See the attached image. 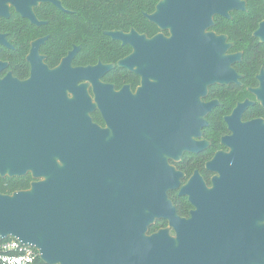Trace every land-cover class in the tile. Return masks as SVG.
Here are the masks:
<instances>
[{
  "label": "water",
  "instance_id": "obj_1",
  "mask_svg": "<svg viewBox=\"0 0 264 264\" xmlns=\"http://www.w3.org/2000/svg\"><path fill=\"white\" fill-rule=\"evenodd\" d=\"M41 1L48 0H0V16L9 15L8 3ZM234 10L246 11L247 2L161 0L146 16L170 29L171 37L148 38L134 29L107 31L135 47L132 55L118 62L128 69L136 66L143 77L134 104L127 97V86L116 92L112 84L101 81L115 67L113 63L73 68L67 63L71 52L61 66L51 69L42 59L29 57L32 75L20 80L12 72L2 76L7 62L0 60V176L31 173L34 178L26 189L0 192V238H18L36 247L45 264H138V260L143 264H264V257L230 254L225 246L226 190H191V199L208 216L192 236L174 237L168 229L146 236L156 218L174 210L165 190L175 185L168 176L174 169L163 149L176 143L182 149L196 144L193 137L201 136L208 124L206 115L217 103L202 101L209 85L238 80L232 64L241 54L228 53L232 43L227 35L207 32L216 15L230 18ZM29 17L33 23H44L31 12ZM254 36L264 43V20ZM0 43L8 44L1 31ZM164 67L182 70L187 85L183 96L169 98L161 86H149L148 71L155 76ZM258 77L260 86L253 91L264 106V70ZM191 78L193 88L188 85ZM81 80L93 85L95 102L88 84L78 85ZM96 107L106 128L90 114ZM211 163L220 172L214 185L222 188L223 154ZM262 181L264 187V176ZM195 182L203 185L193 177L187 186ZM261 194L264 202V190ZM128 228L133 236L129 242L135 244L131 253H127ZM140 244L142 254L136 250Z\"/></svg>",
  "mask_w": 264,
  "mask_h": 264
},
{
  "label": "flooded vegetation",
  "instance_id": "obj_2",
  "mask_svg": "<svg viewBox=\"0 0 264 264\" xmlns=\"http://www.w3.org/2000/svg\"><path fill=\"white\" fill-rule=\"evenodd\" d=\"M160 1L158 0L149 12L142 11L147 26L134 23L132 17L134 7L130 0L126 12L116 13L111 17L110 28L95 26L88 30L85 26L88 13L95 8H104L110 0H48L41 1L37 5L29 3L18 6L8 3L9 15L0 16V31L6 35L8 42V44L0 43V60L7 62L2 76L12 72L20 80H26L31 77L33 68L29 57L40 58L49 68L54 69L61 66L70 53L74 52L67 62L73 68L95 66L100 62L115 64L113 69L104 74L101 81L112 84L116 92L122 91L127 86V97H132L129 100L134 104V96L143 84V77L136 72V66L128 69L119 66L118 62L132 55L135 47L133 43L114 39L106 32L130 33L134 29L148 38L158 34L171 37L170 29L161 28L146 16L156 10ZM245 1L248 10V1ZM247 10H234L230 18L216 15L215 25L207 29V32L227 35L228 42L232 43L228 53L241 54V59L232 64L239 77L236 82L209 85L208 93L202 97V101H217V103L206 115L208 124L202 127L201 136L193 137L196 144L182 149L181 144L176 143L174 148L163 149V156L167 158L168 165L174 169V172H170L168 176L176 186L165 189L169 190L168 196L174 210H169L164 216L156 218L148 226L146 236L160 229H168L169 234L174 237L178 234L192 236L198 229L199 223L207 222L208 216L202 213L200 206L191 199V194L194 192L190 194L191 190H226L223 205L225 246L230 254L258 258L264 257V202L261 194V190H264L262 186L264 106L253 89L260 86L258 76L264 70V51L255 52L253 60H247L246 50L233 40L229 33L215 29L219 18L232 20L233 13L247 12ZM29 12L44 23H33ZM255 30L252 35L258 39L259 47L264 50V43L254 36ZM250 65H255L257 69L254 70ZM157 73L158 75L151 76L148 71L149 86L153 84L161 86L162 93L169 98L183 96L187 85L185 83L184 87L182 70L177 67L168 70L164 67ZM159 75L163 78L164 84ZM82 84H88V93L95 102L93 85L86 80L78 82V85ZM188 85L193 88L192 78ZM68 96L73 98L74 94L69 92ZM247 101L249 103L246 106H239ZM174 111L175 125L179 128L177 122L181 120L178 119L176 107ZM90 114L96 124L102 128L107 127L100 108L96 107ZM178 132L180 134L178 133L179 136L176 134V139L181 135V132ZM218 153L223 154L225 184L222 188L214 185V177L219 176L220 172L217 166L211 163ZM27 175L32 177L31 182L34 181L31 173ZM193 177L196 181L200 180L203 185L195 182L194 186H187ZM231 190H234L233 194ZM200 214L201 219H199ZM127 231V253L129 251L131 253V248L135 249V244H130V237L133 236L130 235L129 228ZM136 250L142 254V244L136 246ZM137 263L143 264L141 260ZM132 264L136 262L132 261Z\"/></svg>",
  "mask_w": 264,
  "mask_h": 264
},
{
  "label": "trees",
  "instance_id": "obj_3",
  "mask_svg": "<svg viewBox=\"0 0 264 264\" xmlns=\"http://www.w3.org/2000/svg\"><path fill=\"white\" fill-rule=\"evenodd\" d=\"M158 0H132L133 4V20L135 24L146 25V19L142 15V11L149 12L153 9ZM247 12L233 13L232 20L219 18L215 29L230 34L231 38L240 44L248 55L247 60H253L254 53H263V48L259 47L258 39L254 38L252 32L258 27L261 20L264 19V0H247ZM130 0H110L104 8H95L88 13L85 26L92 28L95 26H102L110 28L112 22L111 17L116 13L127 11V6ZM143 30V29H142ZM263 45V44H262ZM261 48V49H260ZM260 49V50H259ZM251 68L256 70L255 65H250ZM249 67V65H248ZM5 179L0 177V192L12 193L19 189H25L30 186L32 177L30 175L21 177H7L8 185L3 183ZM39 264H45L42 260L38 261Z\"/></svg>",
  "mask_w": 264,
  "mask_h": 264
},
{
  "label": "built area",
  "instance_id": "obj_4",
  "mask_svg": "<svg viewBox=\"0 0 264 264\" xmlns=\"http://www.w3.org/2000/svg\"><path fill=\"white\" fill-rule=\"evenodd\" d=\"M40 252L18 238H0V264H39Z\"/></svg>",
  "mask_w": 264,
  "mask_h": 264
},
{
  "label": "rangeland",
  "instance_id": "obj_5",
  "mask_svg": "<svg viewBox=\"0 0 264 264\" xmlns=\"http://www.w3.org/2000/svg\"><path fill=\"white\" fill-rule=\"evenodd\" d=\"M1 177V176H0ZM6 178L7 177H3V179H5L4 181H3V183L5 184V185H8L9 184V181L8 180H6ZM20 190V189H19Z\"/></svg>",
  "mask_w": 264,
  "mask_h": 264
}]
</instances>
